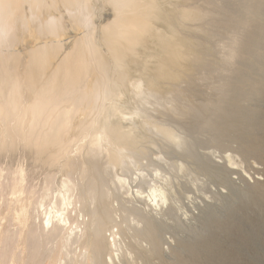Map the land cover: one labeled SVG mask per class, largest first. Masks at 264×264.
<instances>
[{"label": "bare ground", "instance_id": "1", "mask_svg": "<svg viewBox=\"0 0 264 264\" xmlns=\"http://www.w3.org/2000/svg\"><path fill=\"white\" fill-rule=\"evenodd\" d=\"M164 1L97 0L109 18L96 22V0H0V163L9 170L0 188L22 192L30 187L24 188L30 178L25 175L33 171H45L44 180L64 175L61 198L80 203L79 212L89 217L81 225L90 259L103 264L106 246L112 260L105 226L122 227L105 188L112 175L107 167L123 171L114 178L124 191V176L147 158L148 144L169 155L173 145L180 167L202 181L187 189L190 200L183 206L189 213H183V222L174 211L175 196L173 202L169 198L175 187L167 170L160 185L142 188L141 175L138 183L132 180L137 183L132 195L154 201V208L147 207L151 214L129 210L141 224L135 238L147 243L134 252L144 262L158 257L159 264H237V244H258L264 235V0ZM25 35L32 44L22 49ZM75 169L85 180L75 187L74 203L68 175ZM120 216L127 228L126 212ZM46 222V232L44 225L39 234L28 230L30 260L37 258L42 237L63 233L68 240L75 233L79 242L81 234L68 216L48 215ZM167 232L168 260H161L158 249ZM3 233L0 264H16L14 234ZM123 255L121 264H132Z\"/></svg>", "mask_w": 264, "mask_h": 264}, {"label": "rangeland", "instance_id": "2", "mask_svg": "<svg viewBox=\"0 0 264 264\" xmlns=\"http://www.w3.org/2000/svg\"><path fill=\"white\" fill-rule=\"evenodd\" d=\"M167 0H165L164 2L165 3H167L166 2ZM95 7H96V9H95V11H98V12H95L96 13V15L94 16V20L96 19V22H98V21H101L100 19H104V18H106V16H107V18H109L108 17V12L105 10V8L103 9V8H101V7H98V3H97V0H96V2H95ZM166 5V4H165ZM99 9V10H98ZM101 11H102V13H101ZM100 13H101V15H100ZM102 16V17H101ZM110 16V15H109ZM100 18V19H99ZM98 20V21H97ZM72 32V33H71ZM70 32V34H73V31H71ZM27 37V38H26ZM29 36H27V35H25V37H24V40L21 42V43H19V44H22V45H19V46H21L22 47V49L24 48V44L27 46V45H30V44H32V41L31 40H29ZM152 39L153 38H151L150 39V41H152ZM28 41H30V42H28ZM24 42H26V43H24ZM69 43V42H68ZM18 46V47H19ZM20 48V47H19ZM217 48H218V50L219 51H223L224 49L223 48H225V45H224V43H221V42H219L218 43V45H217ZM21 49V48H20ZM21 49V50H22ZM148 60V59H147ZM146 149H147V151H146ZM172 150H173V153H171L170 155L169 154H165V153H163L162 151H160L161 149H159V146L158 145H156V144H154V145H152V144H148L147 145V148H145V154H144V157H147V158H140L139 159V163H137V165L135 166H130L129 167V169H128V171H127V173H126V177L128 178V175H131V176H129V180L127 179L126 180V177L124 176V178H125V189H127V191H126V193L124 192L125 191V189H124V191H123V189H121L120 187H119V184H118V182L116 181V179L114 178V175H115V173H116V171L118 172V173H120V172H123V171H121V169L119 170H116L114 167H107V171H110V172H108L109 174L110 173H112V175H109V181H108V183H107V186H109V187H107V186H105V188H106V190L108 191V194H109V196L111 197H109V202H110V205H111V209H112V214H113V218L115 219V221L117 222V223H119L120 221L122 222V227H119L118 225H116L115 223H113V222H109V224H107V226H105V229H104V235H105V237H106V241H105V243H106V245H108V244H110V250H112L111 251V253H112V260L109 258V250H108V246H106L105 247V250L101 253V255H102V257H101V261H102V263L104 264V262L106 263V264H121V262H122V254H124L123 256H125V258L126 259H128L132 264H144V263H146V264H159V262H160V259H158V257L156 258V257H151V258H149V262L148 261H145L144 262V260H142V259H139V257L136 255V253L134 252V250H133V248L135 249H138L139 248V250H143L145 247H146V245H147V243H146V241L144 240V239H139V238H135V236H134V230H135V227L137 228L138 227V224L139 225H141L139 222H138V218H136L135 216V214L133 213V212H131V211H129L130 209L132 210V209H137V210H144L146 213H149L148 211H147V207H148V210H149V208L151 207V208H154V206L151 204V203H153L154 201H151L149 198H148V196H146V197H136V196H134V195H132V194H134L135 193V195H136V192H135V189H136V187H137V183H138V177H141V176H144L143 178H144V180L145 181H143L142 182V184L143 185H141V187L142 188H147V186L146 185H150V184H155L156 183V185L158 184V185H160V184H163V179H162V177L163 176H165V175H167L168 173L171 175V177H172V181H171V185L172 186H174L175 188V191H173L174 189L173 188H171V190H170V192L171 193H169V198H170V200H172V199H174V196H175V198L177 199H175L174 201V203H172V207L174 208V205H175V208H174V211H175V213H176V215L178 214V217L179 218H181L180 220H183V222H184V220H185V216H184V212L186 213V214H188L189 212H188V209L187 208H185V206L186 207H188L187 206V203L189 202V200H190V198L187 196V195H189L190 193L188 192V190L190 189V187L192 188L191 190H195V189H197V187H199V185H200V183H201V176H200V178H199V176H198V178H196L197 177V175L195 174H192L191 176L189 175V174H187V167H186V171H184L183 170V168H181L180 167V165H179V163H181V160H182V158L180 157V155L176 152L177 150H178V148H176V147H174L173 145H172V148H171ZM147 152V153H146ZM77 156V155H76ZM86 156H84V158H85ZM237 158H239V160H240V157H237ZM80 159H83V155H80ZM100 163H102L103 164V162H105V158H101L100 157ZM103 159V160H102ZM148 159L151 161V163L150 164H147V163H149L148 162ZM21 161V162H20ZM101 161H103V162H101ZM18 162H20L21 164L24 162V160L23 159H21V160H18ZM182 162H184V161H182ZM5 164V162L4 163H2V161H1V163H0V165L2 166L1 167V171H2V169H3V171L5 172H2L3 174L1 175V181L3 182V184H5V183H7V178H8V176H7V173H8V169L7 168H5L6 167V164ZM139 164V165H138ZM104 165H105V163H104ZM147 165V166H146ZM157 165H159L158 167H160L161 168V170H163V172L161 171L160 172V170H156V167H157ZM245 164L243 163V164H241V166H242V168H244L245 166H244ZM4 166V167H3ZM244 166V167H243ZM157 167V168H158ZM4 168H5V170H4ZM154 169V170H153ZM8 170V171H7ZM168 171V173H167V171ZM7 171V172H6ZM36 171V170H35ZM130 171V173H128ZM34 172V171H33ZM33 172L32 173H29V174H26L25 175V177H28V175H29V177L30 178H25V182H27V180H28V183H26V185H25V182H24V188H26L27 187V184H30V187H27L26 189H22V192L19 190V191H16V192H12L11 191V189H7V187H5V186H2V188H0L1 190H0V238L2 237V235L4 234L3 232H7V233H9L10 235H13V239L15 240V241H13V247L15 248V251L17 252V254L19 255L18 257H19V259H18V261H17V263L16 264H29V263H37V258H38V262H39V264H59V263H61V264H70V262H72L71 264H92V262H91V257L90 256H92L91 255V250H90V247H89V245L86 243V235H87V231H86V229H84L83 228V226H84V224L86 223L85 221H86V217H88L87 215H85V213L84 212H79V204L76 202L75 203V191H77V189L75 188V187H78V186H80V185H78V184H81V181H82V183L84 182V180L85 179H82V177L80 176V172H79V170L77 169H75V170H73L69 175H68V181H70L69 183H74L73 185H74V189L71 191L73 194H72V196H71V198H72V200H73V202L75 203V204H68V203H65V201H63L62 200V198H61V194H60V190L59 189H62L63 190V188H62V181H63V179L64 178H62V177H64V175L62 176H60L59 174L56 176V175H52L51 174V177L52 178H50V179H48V180H44L43 178H42V176H46L45 175V171L43 172L42 171V174L41 175H36L35 174V172H34V174H33ZM186 172V173H185ZM50 173V172H49ZM51 173H54V172H52L51 171ZM140 173V174H139ZM141 173H143V174H141ZM164 173H166V174H164ZM72 174V175H71ZM163 174V175H162ZM168 174V175H169ZM75 175H76V177H75ZM141 175V176H140ZM161 175H162V177H161ZM81 178H80V177ZM111 176V177H110ZM159 176H160V178H161V180H160V178H159ZM187 176V177H186ZM189 176V177H188ZM250 176H253L252 174H250ZM7 177V178H6ZM57 177L59 178L58 180H60V181H58L57 180ZM130 177H131V179H130ZM176 177V178H175ZM193 177V178H192ZM32 178V179H31ZM66 178V177H65ZM175 178V179H174ZM195 178V179H194ZM9 179V178H8ZM70 179V180H69ZM113 181H112V180ZM152 179V180H151ZM199 179V180H198ZM39 180V181H38ZM51 182H50V181ZM73 180V181H72ZM77 180V181H76ZM135 181V182H137V183H135V182H133V181ZM196 180V181H195ZM37 181V182H36ZM40 181H41V183H40ZM43 181L45 182V181H47V182H45L44 184H43ZM49 181V182H48ZM53 181V182H52ZM115 181V182H114ZM131 181V182H130ZM161 181H162V183H161ZM196 183H194V182ZM261 181V184L263 183V185H262V189L264 190V180L262 181V180H260ZM39 182V183H38ZM57 182V183H56ZM60 182V183H59ZM200 182V183H199ZM49 183V184H48ZM52 183V184H51ZM78 183V184H77ZM113 183H115V184H113ZM128 183H130V184H128ZM185 183V184H184ZM194 183V184H193ZM252 183V182H251ZM39 184V185H38ZM43 184V187L41 186ZM46 184V185H45ZM113 184V185H112ZM128 184V185H127ZM187 184V185H186ZM56 185V186H55ZM77 185V186H76ZM185 185H186V187H185ZM198 185V186H197ZM29 186V185H28ZM46 186H47V188H46ZM49 186H51L50 188H49ZM115 186V187H114ZM181 186H183V187H181ZM195 186V187H194ZM209 188H208V187ZM206 187L208 188H206L208 191H209V189H212V187L213 186H211V185H207ZM57 187V188H56ZM61 187V188H60ZM117 187V188H116ZM135 187V188H134ZM30 188V189H29ZM36 188H37V190H36ZM108 188V189H107ZM129 188V189H128ZM182 188V189H181ZM35 189V190H34ZM40 189V190H39ZM42 189H43V191L45 190V192L44 193H46V194H44V193H42L43 191H42ZM51 189V190H50ZM114 189V190H113ZM116 189H118V193H115V192H117L116 191ZM173 189V190H172ZM188 189V190H187ZM26 190H27V192H26ZM120 190H121V192H120ZM5 191V192H4ZM7 191V192H6ZM28 191H30V192H28ZM31 191H33V192H35V193H31ZM111 191H113V192H111ZM132 191V192H131ZM172 191H173V193H172ZM48 192H51V194L50 193H48ZM110 192V193H109ZM181 192V193H180ZM186 192V193H185ZM264 192V191H263ZM27 193V194H26ZM68 193H70L69 191H68ZM112 193V194H111ZM132 193V194H131ZM2 194V195H1ZM4 194V195H3ZM42 194H44V195H42ZM116 194V195H115ZM118 194H121V196L119 195V199L120 198H122L121 200H119L118 199ZM125 194H127V196H125ZM172 194V195H171ZM264 194V193H263ZM40 195H42V196H40ZM49 195V196H48ZM171 195V196H170ZM30 196V197H29ZM45 196V197H44ZM74 196V197H73ZM114 196H116V197H114ZM5 197V198H4ZM13 197V198H12ZM58 199H57V198ZM57 200H56V199ZM172 198V199H171ZM182 198H183V200H182ZM5 199H6V202L7 203H5ZM33 199V200H32ZM34 199H35V201H34ZM44 199V200H43ZM178 199L180 200V201H178ZM189 199V200H188ZM4 200V201H3ZM125 200V202H122V201H124ZM11 201V202H10ZM42 201V202H41ZM55 201V202H54ZM59 201V202H58ZM29 202V203H28ZM43 202H45V204L43 203ZM58 202V203H57ZM151 202V203H150ZM172 202H173V200H172ZM5 203V204H4ZM13 203V204H12ZM57 203V204H56ZM124 203V204H123ZM151 204L150 205V207H149V205L148 204ZM30 204V205H29ZM32 204H33V206H32ZM124 205V207L126 208V207H130L129 209L128 208H126V209H128V211H124V210H122V207H123V205ZM174 204V205H173ZM181 204V205H180ZM4 205V206H3ZM36 205H37V207H36ZM85 205H88L87 203L85 204ZM122 206V207H119V206ZM128 205V206H127ZM146 205H148V206H146ZM183 205H185V206H183ZM30 206V207H29ZM6 207V208H5ZM44 207H46V209H44ZM58 207V208H57ZM185 209H184V208ZM21 208H25V212H22L21 211ZM33 208V209H32ZM37 210H36V209ZM145 208V209H144ZM11 209V210H10ZM56 209H58V212L57 213H55V210ZM9 210V211H8ZM27 210V211H26ZM30 210V211H29ZM39 210V211H38ZM114 210V211H113ZM118 210H119V212H118ZM178 210V211H177ZM187 212H186V211ZM60 211L62 212V213H60ZM78 211V212H77ZM116 211V212H115ZM121 211H124V212H121ZM143 211V212H144ZM183 211V212H182ZM195 211V210H194ZM29 212H31L30 214H29ZM39 212V213H38ZM126 212V224H127V228L125 227V224L123 223L124 221H122V219H121V216L120 215H122L123 213H125ZM28 213V214H27ZM49 213V214H48ZM44 214V215H43ZM60 214V216H61V219H65L67 216L69 217V220H70V222H72L73 224H72V227H75V229H74V231L78 234V236L80 235V237H79V242H77V240H75V238H77V237H75V238H73L74 236H75V233H72L71 234V238L70 239H68V240H66V238H64V236L65 235H63V233L62 234H60L59 236H57L56 237V239H55V237H48V238H44V237H42L41 239H42V247H44V248H40V251H39V254H38V256H37V258H34V259H32V260H30V258H29V255L28 254H30V248H29V245H30V243L28 242L27 243V240H28V234H29V231H31L32 229L33 230H35V232L36 233H38V231L39 232H42V231H40L41 229H42V225H44V228H43V230L46 232L47 231V229L46 228H48L49 229V226H50V223L48 222H46V218H47V216L49 215L50 217L52 216V215H59ZM76 214H77V216H76ZM149 214H151V213H149ZM30 215V216H29ZM119 215V216H118ZM264 215V213H262V216ZM128 216V217H127ZM11 219V220H9V218ZM83 218V219H82ZM89 218V217H88ZM85 219V220H84ZM260 216H255V218H254V220H256L257 222H259L260 221ZM263 219H264V216H263ZM76 221V222H75ZM83 221H84V224H83ZM88 221V220H87ZM140 221V220H139ZM39 222V223H38ZM81 222V223H80ZM39 224V225H37V224ZM41 223H43V224H41ZM45 223V224H44ZM30 224H32L31 226H30ZM41 224V225H40ZM83 226H82V225ZM114 224V225H113ZM247 224H249L248 222L246 223V225ZM49 225V226H48ZM112 225V226H111ZM124 225V226H123ZM132 228H131V227ZM248 226H251V224H249V225H247V227ZM9 227V228H8ZM31 227V228H30ZM46 227V228H45ZM112 229H111V228ZM124 227V230L122 229ZM134 227V228H133ZM38 228H40V229H38ZM122 229L123 230V232H122V234L119 232L120 230L119 229ZM126 228V229H125ZM130 228V229H129ZM5 229V230H4ZM8 231H7V230ZM30 229V230H29ZM46 229V230H45ZM113 230L114 231V238H115V245L114 244H112V242L110 241V237H109V230ZM132 229V230H131ZM249 229V228H248ZM4 230V231H3ZM29 230V231H28ZM127 230V231H126ZM131 230V231H130ZM25 231H28V232H25ZM85 231V232H84ZM118 231V232H117ZM1 232H2V234H1ZM14 232V233H13ZM79 232V233H78ZM85 233V234H83V233ZM125 232H127L126 234H125ZM131 232V233H130ZM6 233V234H7ZM120 233V234H119ZM39 234V233H38ZM166 234H168V232L167 233H165L164 235H166ZM27 237H26V236ZM61 235H62V240L60 239V237H61ZM73 235V236H72ZM85 235V236H84ZM121 235H123V236H121ZM129 235V236H128ZM169 235V234H168ZM125 236V237H124ZM127 236V237H126ZM14 237H16V238H14ZM27 239H26V238ZM19 238V239H18ZM126 238V239H125ZM129 238V239H128ZM45 239H46V241H45ZM65 239V240H64ZM78 239V238H77ZM162 239V238H161ZM44 240V241H43ZM126 240H128L127 242H126ZM133 240V241H132ZM144 240V241H143ZM163 240V239H162ZM161 240V246L159 245V252H160V256H161V260H168V258L165 256L166 254H167V252H168V245H167V247H165V236H164V240L162 241ZM259 241V243L257 244V242H250L249 243V245H244V243H241V244H237V246H236V248H238V250H239V255L240 256H238V257H240V258H238L237 259V264H248V262H250V263H252V264H264V235L262 234L261 235V237H260V239H258ZM29 241H30V239H29ZM70 241V242H69ZM136 241V242H135ZM52 242V243H51ZM109 242V243H108ZM134 242V243H133ZM25 243H26V245H25ZM69 243H70V245H69ZM137 243V244H136ZM141 243V244H140ZM243 244V245H242ZM60 245H62V246H60ZM113 245V246H112ZM130 245V246H129ZM134 245V246H133ZM25 246L27 247V248H25ZM245 246V247H244ZM130 249H129V248ZM132 247V248H131ZM47 248V249H46ZM52 250H51V249ZM167 248V249H166ZM25 249H26V251H25ZM135 249V250H136ZM30 252H29V251ZM56 250V251H55ZM129 250V251H128ZM141 250V251H142ZM19 251V252H18ZM28 251V252H27ZM41 251L42 252H44V251H47L46 253H49V254H46V253H44V255L42 256V255H40V253H41ZM255 251V252H254ZM55 252V253H54ZM163 252H165V254L163 253ZM25 253H27V254H25ZM64 253V254H63ZM126 253V254H125ZM135 253V254H134ZM42 254V253H41ZM134 254V255H133ZM255 254V255H254ZM25 255H26V257H25ZM28 255V256H27ZM69 255V256H68ZM136 255V256H135ZM49 256V257H48ZM255 257V261L256 262H254V260H253V257ZM39 257H41V258H39ZM48 257V258H47ZM129 257V258H128ZM43 258V259H42ZM59 258V259H58ZM155 258V259H154ZM28 259V260H27ZM41 261H40V260ZM136 261H135V260ZM151 259V260H150ZM24 260L26 261V262H24ZM34 260V261H33ZM71 260V261H70ZM134 260V261H133ZM28 261V262H27ZM30 261V262H29ZM32 261V262H31ZM64 261V262H63ZM77 261V262H76ZM143 261V262H142ZM151 261V262H150ZM156 261V262H155ZM24 262V263H23ZM75 262V263H74ZM82 262V263H81ZM155 262V263H154ZM38 264V263H37Z\"/></svg>", "mask_w": 264, "mask_h": 264}, {"label": "built area", "instance_id": "3", "mask_svg": "<svg viewBox=\"0 0 264 264\" xmlns=\"http://www.w3.org/2000/svg\"><path fill=\"white\" fill-rule=\"evenodd\" d=\"M109 231H110L109 232L110 241L113 242L115 240V238H114V231L111 230V229ZM169 242H171V237L168 234H166L165 235V247H167V245H168Z\"/></svg>", "mask_w": 264, "mask_h": 264}]
</instances>
